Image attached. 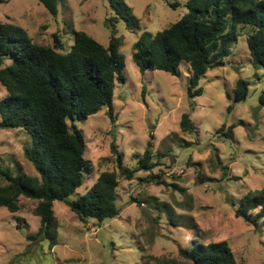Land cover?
I'll use <instances>...</instances> for the list:
<instances>
[{"label":"rangeland","instance_id":"374dc122","mask_svg":"<svg viewBox=\"0 0 264 264\" xmlns=\"http://www.w3.org/2000/svg\"><path fill=\"white\" fill-rule=\"evenodd\" d=\"M186 1L126 0L138 20L129 26L123 19L110 21L116 13L109 0H58L56 16L39 0H0V22L25 28L39 44H52L54 33L72 44L77 30L105 46L112 35L121 39L127 81L115 89L113 118L103 108L86 120L76 119L92 172L72 198L102 171L116 169L112 142L124 153L125 165L134 167V155L142 154L151 140L153 160L160 163L152 172L141 170L132 180H120L117 203L122 211L100 227L94 220L84 223L67 204L55 201L58 243L53 247L47 239H29L40 227L36 201L22 196L18 213L0 207V264H136L140 257L148 264L159 259L189 264L180 249L193 243L192 227L202 243L227 241L238 264L264 263V219L256 226L236 216L238 202L232 206L264 186V107L258 99L264 66L254 65L248 34L233 46L225 66L210 69L201 79L204 92L194 99L187 93L188 66L180 65V76L150 69L142 73L132 58L141 34L176 22L187 11ZM239 78L251 82L250 94L229 111L227 93L234 94ZM7 95L0 83V100ZM185 112L192 130L181 126ZM232 124L233 135L226 137ZM29 142L23 128L0 129V167L38 176L24 154ZM163 171L160 183L147 181Z\"/></svg>","mask_w":264,"mask_h":264},{"label":"trees","instance_id":"16d2710c","mask_svg":"<svg viewBox=\"0 0 264 264\" xmlns=\"http://www.w3.org/2000/svg\"><path fill=\"white\" fill-rule=\"evenodd\" d=\"M39 1L52 15L58 14V0ZM109 2L116 13L111 22L123 19L136 26L138 20L126 0ZM185 7L187 11L176 22L154 34L145 31L135 42L132 58L142 73L150 69L180 76L184 64L190 72L187 93L194 99L204 92L201 79L210 69L226 65L244 33L254 65L264 66V0H187ZM120 46L121 39L115 35L105 46L82 30L74 32L72 44H65L54 33L52 44L44 45L35 42L25 28L0 22V83L8 92L0 100V129H25L30 142L24 154L38 173H14L0 167L4 181L0 183V207L18 213L22 196L37 202L34 210L40 227L29 239H47L50 247L58 243L55 201L67 204L84 223L94 220L99 227L118 217L122 211L117 203L120 180H132L139 171L152 172L160 164L153 160L151 140L142 154L134 155V167L125 165L124 153L112 142L116 169L102 171L85 192L72 198L92 172L85 136L76 119L86 120L103 108L113 118L115 89L127 81ZM250 89L251 82L239 78L234 94L227 93L228 110L245 101ZM258 99L264 107V89ZM181 126L194 128L189 112L182 115ZM235 127L230 125L224 135L232 136ZM164 174L152 175L147 181L160 183ZM237 202L236 216L256 226L264 219V186L232 201V206ZM190 229L196 237L180 249L189 264H238L227 241L202 243L194 228ZM136 264L148 263L140 257ZM157 264L177 262L159 259Z\"/></svg>","mask_w":264,"mask_h":264},{"label":"built area","instance_id":"2783aa9c","mask_svg":"<svg viewBox=\"0 0 264 264\" xmlns=\"http://www.w3.org/2000/svg\"><path fill=\"white\" fill-rule=\"evenodd\" d=\"M182 170H180V172H181Z\"/></svg>","mask_w":264,"mask_h":264}]
</instances>
